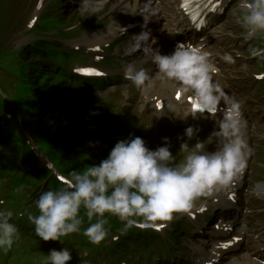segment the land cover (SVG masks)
<instances>
[{
    "label": "clouds",
    "instance_id": "9594fccd",
    "mask_svg": "<svg viewBox=\"0 0 264 264\" xmlns=\"http://www.w3.org/2000/svg\"><path fill=\"white\" fill-rule=\"evenodd\" d=\"M107 3L81 0L78 11L95 14ZM234 23L245 40H264V0H239ZM134 37L126 54L150 53L156 71L150 74L136 62L125 64L124 78L132 86L145 94L160 88L190 96L184 119L197 113L206 119L218 111L220 118L204 140L198 138V127L185 129L188 141L197 139L191 147L187 141L180 144L179 152L185 154L182 160L172 154L167 138L164 146L151 150L137 136L117 142L98 165L72 170L58 189L43 191L34 203L35 212L28 214L42 241L63 243L62 238L82 232L91 244L100 245L109 236L108 217L118 218L124 232L137 224L149 227L157 221H171L174 213L188 212L199 198L228 189L247 166L251 150L244 135L242 102L214 79L219 68L211 53L189 42L177 44L171 54H161L153 49L156 41H150V32ZM251 55L264 59V46H254ZM221 59L235 63L231 54ZM170 109L176 111L177 106L170 105ZM213 142L216 148L209 151ZM12 216L11 211L0 210V249L4 251L11 250L19 231L10 222ZM71 259L68 248L53 249L45 256V264H68Z\"/></svg>",
    "mask_w": 264,
    "mask_h": 264
},
{
    "label": "rangeland",
    "instance_id": "374dc122",
    "mask_svg": "<svg viewBox=\"0 0 264 264\" xmlns=\"http://www.w3.org/2000/svg\"><path fill=\"white\" fill-rule=\"evenodd\" d=\"M50 0H43V4L45 3V7L48 6V2ZM38 3V0H0V9L3 8V13H2V18H6L7 16H10L11 20L18 19V23L13 26L9 31H7L4 34L3 40L4 44L7 47H12V48H19L23 45H27L32 43L33 41L37 40L39 38V31L35 30V28L38 26L35 22L34 26L28 27V21L30 19V15L34 11V8L36 4ZM64 6V5H63ZM63 6H61L59 9L54 10L53 18H59L62 16L66 15V20L65 22H68V25H71L78 20L84 18L88 13L86 12H81L78 11L79 7H75L72 9H68L64 11ZM48 8H42L40 11L37 9L36 11V17L37 20L41 17L42 12L47 11ZM36 20V21H37ZM56 24V23H55ZM84 61L88 62L89 59H83ZM60 65L63 66V70L67 71L69 66L74 65V60H73V53L68 52V55L65 58L60 59ZM37 66L38 63L36 62H29L28 57H25L23 60H17L13 57H10V59L6 63H1L0 67L7 71V77L12 78L11 74H27L29 79L33 81L34 86L38 87L40 91L43 92H49V91H62L67 89L66 86L68 84L67 81H62L60 79H56L50 76H45L44 74L34 77V73L37 72ZM59 85H56L58 84ZM5 83H2V89H3V94L1 95L4 96L7 100V105L6 103H2V106H4L3 114L2 116L6 118L7 123L4 127L5 132H9L11 137L14 140H21L22 138V133L20 129V124L17 119L16 114L14 113L13 108L10 106V104L13 102L10 93L5 90ZM50 97V96H48ZM48 117H50V129L52 130V133L56 132L59 130L61 125L64 123L66 120L65 115L58 116L55 112H52L48 114ZM57 145L62 146V142L60 139H53ZM109 143V141H106ZM63 152H64V157H67L69 154L65 151V149L62 147ZM108 155H104L102 157L103 159H106ZM74 159V158H70ZM27 167H30L31 164L28 162L26 163ZM66 170L71 172L72 170H77L78 166L77 164L69 160L68 163L66 164ZM33 178V177H32ZM23 232H26L27 235L29 236L30 229H25L22 228ZM21 232V231H20ZM138 245L132 244L128 247H125L122 251H119L121 255H118L119 258L122 260H129L133 262L134 264H157L156 261L153 260V256L149 253H140L143 257L140 261L134 260L132 255L135 252L138 253ZM135 254V253H134ZM172 253L167 254L166 258L167 260L164 261V263H170V264H180L179 261H175L171 257ZM182 256H186V252L181 253ZM23 264L25 263V260H22Z\"/></svg>",
    "mask_w": 264,
    "mask_h": 264
},
{
    "label": "bare ground",
    "instance_id": "6f19581e",
    "mask_svg": "<svg viewBox=\"0 0 264 264\" xmlns=\"http://www.w3.org/2000/svg\"><path fill=\"white\" fill-rule=\"evenodd\" d=\"M150 2H151V0H149ZM43 4V0H41V3H40V5H42ZM38 10H41L40 9V7H38ZM150 10H151V13H153V8H150ZM89 42H91L92 43V41H89ZM97 44L96 43H94V44H92L91 45V47H94V46H96ZM156 93V89L153 91V94H155ZM118 255H121V253H117Z\"/></svg>",
    "mask_w": 264,
    "mask_h": 264
},
{
    "label": "snow or ice",
    "instance_id": "6c2138e0",
    "mask_svg": "<svg viewBox=\"0 0 264 264\" xmlns=\"http://www.w3.org/2000/svg\"><path fill=\"white\" fill-rule=\"evenodd\" d=\"M224 247H227V245H223Z\"/></svg>",
    "mask_w": 264,
    "mask_h": 264
}]
</instances>
